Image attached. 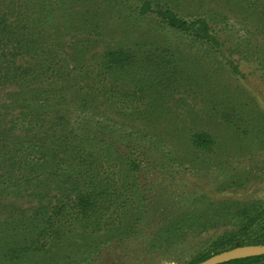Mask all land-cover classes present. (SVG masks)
Returning a JSON list of instances; mask_svg holds the SVG:
<instances>
[{"label":"rangeland","instance_id":"374dc122","mask_svg":"<svg viewBox=\"0 0 264 264\" xmlns=\"http://www.w3.org/2000/svg\"><path fill=\"white\" fill-rule=\"evenodd\" d=\"M115 3L122 7L121 11L113 6ZM138 3L139 0H0V14L5 15L7 24L13 23L19 13L20 27L26 26V31L20 29L15 37L9 36L12 41H0V53H11L22 35L37 46V52L44 47L51 51L52 71L59 70L54 76L44 73V60L33 54L18 55L13 67L2 63L9 67L8 81L0 74V175H5L0 177L3 252L7 253L18 241L16 226L22 228L25 224L31 229L33 220H44L51 207L61 205L69 197V153L62 151L67 157L62 161L57 154L51 156L47 147L50 149L63 140L55 141L52 136L85 127L92 111L104 114L110 120L106 124L115 129L140 132L147 147L153 143V148L145 149L144 145L127 143L126 139L115 144L142 159L140 178L132 179L114 149L105 147L98 139H71L74 145L95 154L97 166L112 173L118 184L115 198L133 197L136 188L144 191L148 214L143 223L148 228H155L156 224L150 225L152 222L166 221L174 211L178 214L218 201H255L264 206V0H154L155 9L168 6L185 19L209 20L220 30L224 53L238 65L240 75L231 73L223 60L202 51L184 35L157 28L151 18H125ZM13 27L19 30L17 24ZM38 34L41 36L36 38ZM2 36L7 38L6 33L2 32ZM119 44L137 50V64L114 75L119 98L104 106L92 97L83 108L79 98L74 100V90L82 88L81 93L85 94L100 87L101 78L94 83L87 69L90 72L97 66L100 58L96 55ZM147 54H152L151 60L145 58ZM163 59L171 64L158 69L157 64ZM15 66L30 67L32 72L23 75L19 71L12 78ZM27 77L29 80L24 83ZM58 82L59 86L72 88L65 93L61 106L22 102L29 91L49 90ZM113 103L118 105L110 111ZM27 113L34 118H30L33 124L28 126L29 131L21 126ZM224 115L231 118L225 120ZM197 131L211 136L214 145L210 150L196 152L184 142L183 137ZM105 141L113 139L108 137ZM235 169L253 174L242 188H224L225 177L234 174ZM40 205L45 208L37 211ZM34 213L38 214L36 218ZM258 221L264 225V217ZM237 223L216 231L185 226L184 240L167 252H147L143 239L114 250L107 246L93 264H191L213 249L216 236L238 230ZM63 224L69 227L68 222ZM64 230L60 243L63 249L58 251L56 245L48 242L46 248L52 249L45 253V259L68 255L71 244L83 246L102 241L89 233L76 235L77 229ZM25 236L28 241L36 239V234L29 230ZM72 252L77 251L71 249ZM38 256L33 252L17 262L38 264Z\"/></svg>","mask_w":264,"mask_h":264},{"label":"trees","instance_id":"16d2710c","mask_svg":"<svg viewBox=\"0 0 264 264\" xmlns=\"http://www.w3.org/2000/svg\"><path fill=\"white\" fill-rule=\"evenodd\" d=\"M116 4H113V6L118 7L117 10L121 11L122 7ZM21 18L22 16L18 13L14 22L7 24L5 15L0 14V35L2 32L7 35V38L4 36L2 38L0 37L1 43L4 41H12L9 39V36L13 35L15 37L20 29H26L25 25L21 27L19 25ZM26 18L27 15L25 14ZM125 18L131 21L151 18V22L157 28L168 31L172 30L175 33L184 35L202 51L210 55L218 56L223 60L231 73L240 75L238 65L226 57L224 53L220 30L212 26V23L205 18L196 17L194 19H185L168 6L163 7V9H155L154 0H139L138 5L130 9L129 13L125 15ZM13 24H17L18 31L15 30ZM40 36L38 34L36 38ZM36 38L33 39L36 40ZM17 39H20V41H17V45L13 47L11 53H0V74H2L3 80H9V67L6 68V62L7 65L13 67L15 65L14 59L18 55L30 54L31 56L33 54L36 58L44 60L42 61L43 70L41 71L49 73L51 76L58 74L59 70L52 71V66L49 63L51 60V51H48L44 47L40 52H37V46L30 43L31 40L23 39L22 35L21 38L18 37ZM38 47L42 46L40 45ZM159 50H162V48H159ZM136 51L131 47L119 44L107 47L103 50L102 54L96 55L99 56L98 58L100 60L97 62V66L91 68L90 72L87 69V74H89V78L94 83L101 78L100 87H93L91 93L85 94L81 93L82 88H77L73 92L74 100L76 97L79 98L82 102L81 106L86 108L87 100L91 101L92 97L97 98L104 106H106V102H112V100H116V97L119 98L120 94L114 87V75L119 72L123 73L137 64ZM151 55L147 54L145 58L151 60ZM163 58H166V56ZM3 62H5L4 65H2ZM170 64L167 59H163L157 64V67L158 69L167 68V65ZM12 71V78H15L19 71L23 75H29L32 69L30 67L23 68L15 66ZM30 76L36 77L34 74ZM28 80L27 77L24 83L28 82ZM60 81H65V79H60ZM59 82L54 86L52 85L49 90L35 89L29 91L26 93V97L21 99L22 102H28L29 105L34 104V106L38 104L61 106L65 103V93L70 92L72 88L67 86L65 88L62 85L59 86ZM117 105V103L111 104L109 110H116L115 106ZM106 109L108 108L106 107ZM31 114H25L24 120L21 123L25 131H29L28 126H32L33 124L31 119L34 118H31ZM230 118L224 115L225 120H229ZM27 119L28 121H26ZM108 121L110 120L104 114L92 111L91 120L89 122L87 121L85 127H81L80 129L76 127L71 128L63 136L51 137L55 141L63 138L61 144H54L50 149L47 147L51 156L52 154H57L64 161L67 157L64 156L62 151L69 153V197L65 198L61 205L51 207V213L44 217V220H33L31 229L28 228L29 225L25 224H23L22 228L16 226L14 233L19 234L16 235V238H19L18 241L14 242L7 253L2 251L3 248L5 249V242L0 247V253L4 254L1 256L3 259L2 264H7L4 260H8L9 264H19L17 261L26 259L27 256L30 257L33 252L37 253L39 255L38 257H40L38 264H93V261L98 258V253L102 248L108 246L114 250L116 247H125V244L140 239L146 242L147 252H167L176 243L184 240L185 233L182 230L185 226L189 225L200 231H206L209 228L216 231L221 226H235L238 221H240L237 223L239 226L238 230H228L216 236L212 241V244H214L213 249L209 253L194 259L191 264H198L213 255L238 246L264 244V225L258 221V219L264 217V206L257 205L255 201L241 203L239 201L224 200L203 208L196 207L194 210H183L178 214L174 211V214L166 221L161 223L152 222L150 225L156 224L154 225L155 228H148V224L143 223L145 216L148 214L145 204L148 201V197L144 191L136 188L132 192L133 197L115 198L114 194L118 192V184L112 176V173L108 172L101 165L97 166L98 162L95 160L97 158L95 154L82 150L79 145L72 143L71 139H82L86 141L98 139L105 147L114 149L117 152L118 161L124 167L126 174L132 177V179L140 178L142 159L126 148H116L115 144L126 139L127 143H139L142 146L144 145L143 149H145L153 148L152 141H149L150 144L147 147L140 132L127 133L115 129L106 124ZM77 132H80L81 135H78ZM108 137H111L113 141H105ZM183 139L187 146L196 152L208 151L214 145L211 136L202 131L187 134ZM54 159L58 161L56 155H54ZM234 172L228 178L225 177L226 183L224 188H242L247 184L249 181L248 178L253 174L251 171L244 173L237 169ZM223 173L225 174V171ZM223 173L221 172V175ZM4 176L0 175V177ZM44 208L40 205L36 209L39 211V209L44 210ZM37 215V213H34L32 216L36 218ZM63 222H68L69 227L66 228ZM64 229H68L69 232L77 229L78 232L74 233L76 235L83 236L89 233L90 235H96L102 238V241L97 244H84L83 246H74V244H71L69 245L68 255L63 254L60 256V259L56 257L55 260L51 261L45 259L47 257L45 253H48L52 249L51 247L46 248L48 242L52 246L56 245L58 251L63 249L60 243L63 241ZM28 230L36 234L35 240L28 241L25 236ZM130 237H133L132 241L129 240ZM83 248L84 250L81 251ZM71 249H75L77 252L70 253ZM41 252H43L42 255H40ZM68 260L69 262H67ZM224 264H264V255L233 260Z\"/></svg>","mask_w":264,"mask_h":264},{"label":"water","instance_id":"95a60500","mask_svg":"<svg viewBox=\"0 0 264 264\" xmlns=\"http://www.w3.org/2000/svg\"><path fill=\"white\" fill-rule=\"evenodd\" d=\"M264 255L263 245L238 246L227 251H223L198 264H224L233 260L259 257Z\"/></svg>","mask_w":264,"mask_h":264}]
</instances>
